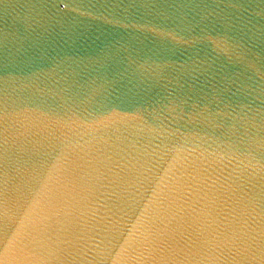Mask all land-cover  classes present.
I'll return each instance as SVG.
<instances>
[{"label":"clouds","instance_id":"9594fccd","mask_svg":"<svg viewBox=\"0 0 264 264\" xmlns=\"http://www.w3.org/2000/svg\"><path fill=\"white\" fill-rule=\"evenodd\" d=\"M168 68L138 51L56 91L40 64L13 69L33 86L0 99V264H264V202L246 191L264 187V141L240 148L249 162L173 116Z\"/></svg>","mask_w":264,"mask_h":264},{"label":"water","instance_id":"95a60500","mask_svg":"<svg viewBox=\"0 0 264 264\" xmlns=\"http://www.w3.org/2000/svg\"><path fill=\"white\" fill-rule=\"evenodd\" d=\"M138 51L167 61L173 116L256 160L240 148L264 141V0H0V99L33 86L21 64L56 91L101 83ZM9 151L23 163L19 144ZM246 191L264 202L258 177Z\"/></svg>","mask_w":264,"mask_h":264}]
</instances>
